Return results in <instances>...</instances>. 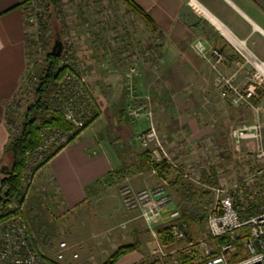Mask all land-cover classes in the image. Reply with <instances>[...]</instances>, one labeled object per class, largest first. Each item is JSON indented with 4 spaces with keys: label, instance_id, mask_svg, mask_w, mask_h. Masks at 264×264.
<instances>
[{
    "label": "rangeland",
    "instance_id": "1",
    "mask_svg": "<svg viewBox=\"0 0 264 264\" xmlns=\"http://www.w3.org/2000/svg\"><path fill=\"white\" fill-rule=\"evenodd\" d=\"M58 1L57 7L54 8L51 5L47 11H44L40 0H22L28 25L29 68L26 79L23 80L24 84L21 91L18 93L20 101L15 105L17 109L15 112L12 109L9 110L8 120L11 134L18 132L29 99L30 74L35 72L36 67H38L37 64L41 63L45 52L53 45L52 41L55 34L58 33L59 38L69 50L68 54L71 55L68 63L77 67L79 75L84 76L88 87L91 84L100 88L101 101L99 103L101 109L98 108L96 112V116H99V135H104L109 139L108 141L115 148V153H117L121 164L127 157L133 160L137 153L146 149L140 145L139 136L150 127H154L157 139L167 149L173 161H176L175 163L195 164V168L186 169L192 178H200L203 171L205 172L208 167L214 170L216 167L221 172V179L217 185H214V188L225 190L245 178L246 181L241 186L243 192L261 191L260 188L264 183L261 184L260 180H256L255 172L262 167V163L250 160L249 155L241 157V154H236L238 155L236 156L231 149H226L228 144L226 135L230 127L237 125L236 122L246 116L245 109L251 110L255 106L258 96L264 93V82L257 84L258 79H254L253 84L256 85L254 96H246L244 91L247 86L246 83L249 81L248 78H252L253 81V76L248 73L249 77L246 75V81L242 87L238 88L235 85L231 89L222 87L227 96V104H222L217 109L211 104L206 106L203 104L205 99L200 94V87L195 81L193 83L187 82L179 87L176 86L180 83L178 80L172 82L168 56L164 55L165 49H167L165 38L161 37L155 29L146 25L145 20L134 13L123 1ZM262 20L264 26V17ZM41 22L47 30L43 29ZM253 40L252 49L256 53L254 56L245 55L244 59L251 60L254 57L264 60V38L255 34ZM107 59H110L122 70L120 72L122 74V77L120 76L122 78L121 83H125L124 86L111 89V91L102 86L103 76H107L109 73L104 72L99 67V65L108 63ZM114 74L117 75V73ZM89 89L91 91V87ZM235 91L244 94L246 97H243L246 100L242 98L235 100L233 98L236 95ZM205 108L207 114H205ZM182 113L188 114V117L197 124H201L198 122L201 114L211 119L209 124L214 132L211 134V138L207 137L209 135L190 136L192 146L184 147V141L188 139L186 134L183 135L186 130H183L179 123L173 126L175 123L174 116H180ZM239 114L241 115L239 116ZM255 120L252 118L247 122ZM177 130L181 132H177ZM103 131H106L107 134ZM218 138L221 142L219 141L216 149L224 150V161L215 163V159L210 158L211 153L206 152V156L203 153L202 161L205 162L207 168H198L199 163L197 162L202 157V152L198 150L199 146L206 141L212 143L216 141L217 143ZM42 140L43 138L41 142ZM261 144H263V140ZM253 145L255 146L254 143ZM52 146L50 144L46 150H40L37 147L33 152L25 154L26 166L28 163H34L35 171L32 176V183L26 190L25 195L28 197L24 208L28 210L29 219L34 220L30 222L36 236H38L40 248L48 258H53L58 251L56 244L59 241H64L67 247L63 251L65 254L64 264H102L117 247L130 244L131 241L138 238L136 233L133 234L129 228L131 226H120L127 220L128 210H130L123 204L121 188L124 185L112 187L113 190L106 192L104 198L96 204H91L94 209L93 212L90 211V206L78 208L71 212L64 207L60 208L55 205L53 207L56 209L53 210L50 206V201H52L51 194H49L50 188L34 181L35 176L40 173L39 168L42 167L45 158H49V155L56 150ZM155 147L154 143L147 146L149 149ZM40 155H42L43 161H40ZM238 157L239 159H237ZM35 163H40V165L37 167ZM152 174L157 175L155 172ZM159 185L164 187L162 189L168 195L166 184L161 181L157 185L144 188L149 189ZM108 186L107 184L102 185V190L99 191L105 192ZM127 186L132 191L139 190ZM199 189L201 195L199 199L193 200L190 204L184 203L181 206L188 211V214L196 217L203 216L205 213L200 224L193 227V233L189 234L190 238L194 237L192 240L201 238L203 235L205 231L203 221L216 196V191L213 189L203 187ZM30 197L34 201L30 200ZM261 197L258 195L251 199L254 202L249 201V206L245 209L251 211L254 208L257 210L264 208V201ZM175 200L174 198L175 205L169 207L168 212L172 207L181 212V207L176 205ZM236 202L241 205L247 201L237 197ZM249 207L250 209H248ZM134 212L137 215L132 222L135 221V225L139 226L144 220L139 216L138 209ZM141 231L144 257L141 262L136 264H178L175 252L186 249L183 248L184 243L180 242L174 246L163 247L156 241L150 229ZM185 252L192 253L188 250ZM72 253H77L76 258L71 257ZM118 260L113 264H122L118 263Z\"/></svg>",
    "mask_w": 264,
    "mask_h": 264
},
{
    "label": "crops",
    "instance_id": "2",
    "mask_svg": "<svg viewBox=\"0 0 264 264\" xmlns=\"http://www.w3.org/2000/svg\"><path fill=\"white\" fill-rule=\"evenodd\" d=\"M133 1L140 9L148 13L153 25L156 27V31L166 40L167 49H165L166 53L164 52V55L168 56V67L172 72L170 74L172 82L178 80L180 83L176 86L179 87L187 82L193 83L195 81L197 86L200 87V94L205 99L203 104H206V106L211 104L217 109L222 104H227V96L224 94L220 79L224 77L238 88L244 85L246 75L251 69L248 60L244 59V56L255 55L256 52L252 49L255 34L264 38V26L262 24L264 0ZM22 4V0H0V160L12 135L8 120L9 106L20 92L29 68L28 25L25 8ZM195 41L203 42L207 48L219 50L223 55V61L216 63L209 51L198 53L193 48ZM107 61L108 63L99 65V67L104 72L109 73L106 74L107 76H103L102 86L111 91V89L124 86L125 83H121L122 74L120 72L122 70L110 59H107ZM114 73L119 74V76ZM89 87H91V93L96 101L94 103H96L97 108L101 109L99 103L101 101L100 88L91 84ZM254 105L251 110L249 108L245 109L246 116H243L242 120H238L236 123L247 122L252 118L256 119L262 128L264 145V93L258 96V100ZM205 114H207L206 108ZM98 120L99 116L74 140L61 148L58 153L52 155L39 168L40 173L35 176L34 181L38 182L39 185L50 188L49 194H51L52 200L50 206L53 210L56 209L53 206L57 205L71 212L87 206H90L89 209L93 212L94 209L91 204H96L106 196V192H110V190H113L112 187L117 185H129L140 189L157 185L160 181L166 184L170 201L162 209V216L158 222L149 226L143 221L139 226H136L135 221L132 222V220L136 218L137 214H135V210L130 209L128 210L127 220L120 224L124 227L126 225L131 226L129 228L133 231V234H138L140 246L138 249L120 257L118 263L136 264L141 262L144 257L142 254L141 230L150 229L155 239L156 227L168 222H174L180 230L190 231L185 222L180 221L179 218L171 221L167 215L169 213L167 209L173 206L174 198L176 199V205L180 207L184 205V202L178 201L176 193L169 189L167 181L153 175L152 172L127 177L122 184L108 186L105 192L94 190L92 193H87V189L91 184L103 178L109 171L122 165L117 153H115V148L108 141L109 139L104 135H99ZM173 120L176 123L173 126L179 123L183 130H186L183 135L186 134L188 139L184 141V147L192 146L190 136L209 135L207 137L211 138V134L214 133L209 124L211 119L204 114H201L198 119V122L202 125L195 123L194 120L188 117V114L183 113L180 116H174ZM177 132L181 131L177 130ZM103 133L107 134L106 131H103ZM219 141L221 142L220 138H218L217 143L216 141L213 143L206 141L208 143L205 142L199 146L198 150L202 152V157L197 162L199 163L198 168H207L205 162L202 161L203 153L205 155L206 152L211 153L210 158L215 159V163L224 161V150L216 149ZM252 146H254L253 142L242 143L243 153L251 150ZM241 157H243V154H241ZM185 161L187 162V160ZM7 164H9L7 159L0 162V177L1 173L4 172V170L2 171L3 166H7ZM178 165V169L182 171V176L185 174L187 177H183L191 182L194 185L193 188L198 192H200V187H214L221 179V172L216 167L215 170L208 167L205 172L203 171L200 178H192L186 171L189 168H195V164L178 163ZM30 200H33V198L30 197ZM172 209L174 208L172 207ZM172 209L170 208V210ZM181 212L188 213L182 207ZM30 221L33 222L34 220L30 218ZM145 227L146 229H144ZM181 243L184 242L181 241ZM186 250L189 251L188 248Z\"/></svg>",
    "mask_w": 264,
    "mask_h": 264
},
{
    "label": "built area",
    "instance_id": "3",
    "mask_svg": "<svg viewBox=\"0 0 264 264\" xmlns=\"http://www.w3.org/2000/svg\"><path fill=\"white\" fill-rule=\"evenodd\" d=\"M203 42L195 41L194 47L198 53L209 51L213 60L216 63L223 61V55L215 48H205ZM68 60L65 62L67 64ZM250 76L245 87L246 96L253 95L255 90L254 79L259 82H264V60L259 58H251L248 60ZM72 70H67L62 77V90L52 94L55 104H60V110L65 120L73 127L71 129L80 130L84 127L86 121L91 115L97 111V106L91 91H89L86 79L81 74L74 64L70 63ZM132 71V70H131ZM221 85L225 88H234L232 83L226 79L221 78ZM256 81V80H255ZM263 84V83H262ZM21 91V90H20ZM20 93V92H19ZM235 100L239 98L245 99L244 94L236 93ZM245 96V97H246ZM19 94L11 104L10 109L15 112L17 105L20 101ZM63 133L58 130L43 131L41 136L42 142L39 143L38 149L46 150L52 144V148H63L68 143V137L73 132ZM262 128L257 120L243 122L227 130V149L236 154L249 155L250 160H255L256 163H262V167L257 170L256 180H260L261 184L264 183V147L262 143L263 134ZM157 133L154 127H150L139 136L140 145L144 148L150 143H154L157 150L164 159L169 162L173 168L178 169V163L173 161L166 148L157 139ZM251 141L255 144L251 150L243 153L242 143ZM47 144V147H46ZM40 152V151H38ZM42 155L39 156L40 161H43ZM246 156V157H247ZM34 164V163H33ZM32 163H28L26 171L24 172L23 182L26 187L33 180V173L35 167ZM37 164V167L40 163ZM154 173V171H153ZM187 174V173H186ZM187 177L185 174L183 175ZM245 178L232 184L230 188L220 189L214 187H206L216 191L214 202L206 212L203 221L205 231L201 238L196 240L189 239V233L186 230H180L177 224L172 223L171 232L174 240L183 241L184 246L192 252L190 256L193 259L191 264H264V208L250 213L245 219H241V214L248 211L245 208L249 206V201L256 196L261 195L264 201V184L260 188L261 191H253L252 193L243 192L242 185ZM263 182V183H262ZM246 184V183H245ZM162 186L153 188H143L138 191H132L130 187L124 185L121 188V195L123 204L128 209L139 211V216L149 226L158 222L161 219L162 209L169 203V196L164 193ZM242 189V191H241ZM245 189V188H244ZM257 190V189H256ZM243 200L246 203L238 205L236 198ZM254 202V201H251ZM25 203L18 205L15 201H10L3 208H0V264H64L66 244L64 241H59L56 245L58 251L55 257L48 258L42 251L39 245L38 237L33 231L29 219V213L25 208ZM250 209V207L248 208ZM180 212L177 209H172L167 214L169 220L174 221L179 218ZM243 226L248 228V234L239 239L236 231ZM225 237L226 239L221 243L215 245L212 240ZM239 245L237 246V243ZM184 247V248H185ZM77 253H72V258H76Z\"/></svg>",
    "mask_w": 264,
    "mask_h": 264
},
{
    "label": "trees",
    "instance_id": "4",
    "mask_svg": "<svg viewBox=\"0 0 264 264\" xmlns=\"http://www.w3.org/2000/svg\"><path fill=\"white\" fill-rule=\"evenodd\" d=\"M123 1L134 13H137L142 19L145 20L146 25L150 26L152 29L156 30L155 25H153L148 13L140 9V7L133 0H121ZM58 0H40V4L44 11H47L51 5L52 7H57L59 5ZM41 25L44 30L46 26ZM59 34H55V37L62 42V50L60 53L52 51V45L45 52L44 58L41 63L37 64L38 67L35 72L31 73L30 80V93L29 99L25 106V111L22 116V121L19 126L18 132L10 136L9 142L6 145L2 159L8 160L9 166L5 168L3 176L0 177V208H3L10 201H15L18 205L22 204L26 200V190L28 187L24 185V172L26 171V153L33 152L41 143V131L47 130H58L63 133H69L73 127L65 120L60 110V104H55L52 98V94L56 91L60 92L62 90V77L67 70H72L70 63H65L71 55H69V50L65 46L64 42L59 38ZM54 42V41H52ZM57 53V54H56ZM26 79V77H25ZM259 93V91H258ZM98 109V108H97ZM97 111V110H96ZM124 113V112H123ZM96 113L91 115L86 121L84 127L80 130H74L73 133L68 137V142L74 140L85 128L89 126L95 119ZM61 148H57L49 158L52 157ZM154 148H146L140 153H137L133 160L129 157L123 161L122 165H119L117 169L109 171L103 178L95 181L91 184L87 193L102 189V185H114L116 183L123 182L127 177L139 173H151L155 172L157 177H161L169 183V189L176 193L179 202H184L190 204L193 200L199 199L201 197L200 192L195 190L194 185L186 180L182 176V171L180 169H175L173 166L168 164L166 159H164ZM49 158H45L48 161ZM4 169V168H3ZM7 189V193L4 194L3 189ZM104 188V187H103ZM257 208L251 211L244 212L241 214V219H245L250 213L256 212ZM50 212V209H49ZM180 221L185 222L190 230L188 233H193V227L200 224L203 216H193L188 213H179ZM172 223L168 222L156 227V241L160 243L163 247L174 246L180 243L174 240L171 232ZM179 227V226H178ZM34 231V230H33ZM238 238L241 239L248 234V228L243 226L236 231ZM193 236V235H192ZM38 237V236H37ZM138 237V234H137ZM189 239H194L191 237ZM225 237H220L218 239H213L212 242L217 245L224 241ZM132 243L117 247L109 257L102 264H113L124 254L136 250L140 246V241L137 238ZM239 242L237 243V246ZM186 249L178 250L175 252L178 264H191L193 259L189 253L185 252Z\"/></svg>",
    "mask_w": 264,
    "mask_h": 264
},
{
    "label": "water",
    "instance_id": "5",
    "mask_svg": "<svg viewBox=\"0 0 264 264\" xmlns=\"http://www.w3.org/2000/svg\"><path fill=\"white\" fill-rule=\"evenodd\" d=\"M53 41H54V42H53V45H52V51H56L57 53H60L61 50H62V42L59 41L58 38H55V40H53ZM57 53H56V54H57ZM3 192H4V194H6V193H7V189L4 188V189H3Z\"/></svg>",
    "mask_w": 264,
    "mask_h": 264
},
{
    "label": "flooded vegetation",
    "instance_id": "6",
    "mask_svg": "<svg viewBox=\"0 0 264 264\" xmlns=\"http://www.w3.org/2000/svg\"><path fill=\"white\" fill-rule=\"evenodd\" d=\"M8 166L9 164H7V166H3L4 169L2 168V171L5 170V168H8Z\"/></svg>",
    "mask_w": 264,
    "mask_h": 264
}]
</instances>
